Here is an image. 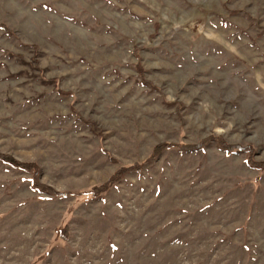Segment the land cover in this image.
<instances>
[{"label": "rangeland", "instance_id": "374dc122", "mask_svg": "<svg viewBox=\"0 0 264 264\" xmlns=\"http://www.w3.org/2000/svg\"><path fill=\"white\" fill-rule=\"evenodd\" d=\"M0 23V155L35 165L0 160V264H264V0H0Z\"/></svg>", "mask_w": 264, "mask_h": 264}, {"label": "trees", "instance_id": "16d2710c", "mask_svg": "<svg viewBox=\"0 0 264 264\" xmlns=\"http://www.w3.org/2000/svg\"><path fill=\"white\" fill-rule=\"evenodd\" d=\"M0 27H2V28H5V29H7L4 25H2L1 23H0ZM87 123H89V122H87ZM155 153H156V151H155ZM0 160L2 161V162H5V163H7V164H9V165H11V166H14V167H19V168H22V169H24V170H26V171H29V170H31V169H34L35 170V165H33V164H28V163H19V162H17L15 159H13L11 156H8V155H0ZM144 165H141V166H139V168H136V171L137 170H141V168L143 167ZM133 167V166H132ZM129 169H131V168H121L120 170H117L113 175H112V177L104 184V185H102V186H100V188L99 189H94V191H97V192H100V191H105V189L106 188H108V185H109V183H111V182H116L117 181V178H116V176H122V175H124ZM133 169H135V168H133ZM32 183H33V187L34 188H36V189H38V190H42L43 189V185L42 184H38L37 182H36V179L33 177L32 178ZM46 188H48V187H46ZM46 191H48V190H46ZM52 194H58L56 191H53L52 192ZM61 195H63V194H61Z\"/></svg>", "mask_w": 264, "mask_h": 264}]
</instances>
